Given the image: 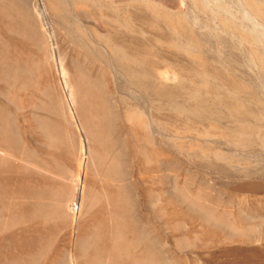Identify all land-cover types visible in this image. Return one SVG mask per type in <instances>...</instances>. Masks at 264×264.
<instances>
[{"label":"rangeland","instance_id":"1","mask_svg":"<svg viewBox=\"0 0 264 264\" xmlns=\"http://www.w3.org/2000/svg\"><path fill=\"white\" fill-rule=\"evenodd\" d=\"M0 264H264V0H0Z\"/></svg>","mask_w":264,"mask_h":264},{"label":"bare ground","instance_id":"2","mask_svg":"<svg viewBox=\"0 0 264 264\" xmlns=\"http://www.w3.org/2000/svg\"><path fill=\"white\" fill-rule=\"evenodd\" d=\"M70 91H71V95H72V89H70ZM79 177H80V176H79ZM76 180H77V182H78V177H77V179H76ZM74 191H75V190H74ZM73 193H74V192H73ZM71 196H72V194H71ZM74 197H75V195H73V196L71 197V199L73 200V199H74ZM71 199H70V200H71ZM70 200H69V201H70ZM67 201H68V200H67ZM67 205L69 206V209H70L69 202H67ZM72 211H73V213L75 212V210H72Z\"/></svg>","mask_w":264,"mask_h":264}]
</instances>
